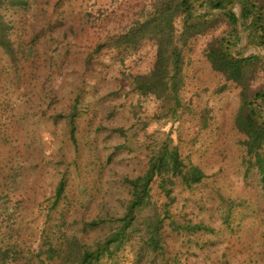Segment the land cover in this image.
<instances>
[{"label": "rangeland", "instance_id": "1", "mask_svg": "<svg viewBox=\"0 0 264 264\" xmlns=\"http://www.w3.org/2000/svg\"><path fill=\"white\" fill-rule=\"evenodd\" d=\"M22 1L0 10L11 41V49L0 45V249H9L7 264H74L82 242L119 223L130 198L124 180L143 174L164 142L204 176L191 186L174 176L166 189L152 181L150 205L103 264H264V174L236 125L240 89L203 54L227 18L184 48L174 105L132 87L134 75L152 68V41L112 45L154 0ZM175 26L180 32V19ZM237 49L264 60L245 34ZM250 88L264 89V65ZM259 109L264 119V103ZM151 214L162 218L163 249H144L139 259L135 242ZM56 241L55 257L43 252L39 262L36 255Z\"/></svg>", "mask_w": 264, "mask_h": 264}, {"label": "trees", "instance_id": "2", "mask_svg": "<svg viewBox=\"0 0 264 264\" xmlns=\"http://www.w3.org/2000/svg\"><path fill=\"white\" fill-rule=\"evenodd\" d=\"M3 3L11 6L25 4L22 0H0V10ZM235 6L239 7V13L234 12ZM203 7L206 8L200 11ZM219 17L227 18L228 27L206 43L203 54L213 70L239 87L241 106L236 125L246 135V154L254 158V164L264 174V119L259 109L264 103V89L250 88L257 66L264 65V60L255 53L241 56V50L237 49L245 34L251 44L263 50L264 57V0H154L146 17L115 36L112 45L115 48L133 47L145 39L152 41L156 46L152 68L148 73L134 75L132 87L141 95H153L176 105L184 83V48L192 38L215 28ZM176 19L181 20L180 32L175 26ZM7 30L8 24L0 12V45L11 49ZM174 176H179L182 183L191 186L200 182L204 174L195 165L183 164L177 150L164 142L150 157L143 174L124 180L129 186L130 198L118 219L119 223L103 238L91 243L82 242L80 255L74 264H103V260L112 259L129 239L128 230L150 205L151 182L159 178L164 183L163 189H166L165 184H172ZM165 191L169 194V188ZM59 193L58 188L57 195ZM142 223L144 234L135 242L140 249L139 259L144 249L152 252L163 249L160 238L162 218L154 214L144 215ZM57 243L48 242L45 250L36 255L38 261L43 262L40 260L43 252L48 254V259H53ZM8 251V248L0 249V264H7Z\"/></svg>", "mask_w": 264, "mask_h": 264}]
</instances>
